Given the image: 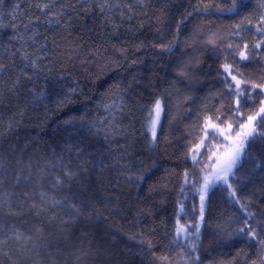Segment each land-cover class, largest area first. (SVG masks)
<instances>
[{
    "label": "snow or ice",
    "instance_id": "1",
    "mask_svg": "<svg viewBox=\"0 0 264 264\" xmlns=\"http://www.w3.org/2000/svg\"><path fill=\"white\" fill-rule=\"evenodd\" d=\"M0 30V264H264V0H0Z\"/></svg>",
    "mask_w": 264,
    "mask_h": 264
},
{
    "label": "trees",
    "instance_id": "2",
    "mask_svg": "<svg viewBox=\"0 0 264 264\" xmlns=\"http://www.w3.org/2000/svg\"><path fill=\"white\" fill-rule=\"evenodd\" d=\"M9 2H16V0H9ZM18 2L25 3L26 0H18ZM255 2L256 0H253V3ZM222 22H227V21H222ZM114 77H115V74H110L109 76L105 77L102 86L99 87L97 90H95V92L92 94L91 100H85L84 97H80L78 102L71 106L70 110H65L64 113H60L58 115L53 114L51 119L48 121V126L46 128L47 138L50 141L58 140V136L54 134L53 130L56 128L57 121L65 119L69 111L73 114H80V113H83L87 109V110H91L93 114H95L96 105L99 100L100 93L103 92L104 88L107 86L108 83H110L114 79ZM100 113L101 115H103L102 110H100ZM97 141H99V143H103L101 137H97Z\"/></svg>",
    "mask_w": 264,
    "mask_h": 264
}]
</instances>
